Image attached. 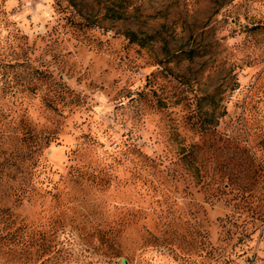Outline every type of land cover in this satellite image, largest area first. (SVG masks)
Returning a JSON list of instances; mask_svg holds the SVG:
<instances>
[{
  "label": "rangeland",
  "instance_id": "obj_1",
  "mask_svg": "<svg viewBox=\"0 0 264 264\" xmlns=\"http://www.w3.org/2000/svg\"><path fill=\"white\" fill-rule=\"evenodd\" d=\"M259 210L264 0H0V264H264Z\"/></svg>",
  "mask_w": 264,
  "mask_h": 264
},
{
  "label": "trees",
  "instance_id": "obj_2",
  "mask_svg": "<svg viewBox=\"0 0 264 264\" xmlns=\"http://www.w3.org/2000/svg\"><path fill=\"white\" fill-rule=\"evenodd\" d=\"M126 13H127V9H125V7L121 11H117V13L115 12V9H112L109 6L106 7V15L114 16L116 17V19L123 20L127 18ZM123 34L130 43H134L144 49H150L152 46L153 40H154V36L152 34H149L145 31H140V30L136 31L133 29H126L123 31ZM174 54H177V53H174ZM189 57L192 58V53L189 55ZM158 64L163 65V61H158ZM257 220L258 222H264V210L258 211Z\"/></svg>",
  "mask_w": 264,
  "mask_h": 264
}]
</instances>
